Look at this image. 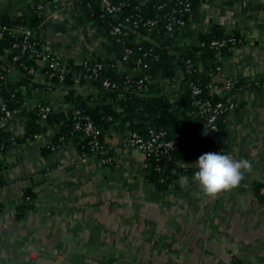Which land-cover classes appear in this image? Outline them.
Here are the masks:
<instances>
[{
	"label": "crops",
	"instance_id": "0c3cea01",
	"mask_svg": "<svg viewBox=\"0 0 264 264\" xmlns=\"http://www.w3.org/2000/svg\"><path fill=\"white\" fill-rule=\"evenodd\" d=\"M32 9L44 56L26 107L44 102L64 112L67 89L41 88L47 58L57 59L58 73L66 74L69 61L108 57L105 40L80 0H0V18L14 20ZM214 24L238 33L241 42L222 60L213 93L224 94V80L251 84L236 96L223 131L225 155L253 163L240 186L206 198L192 175L185 186L181 177L161 193L146 181L144 155L126 145L129 132L105 135L110 157L103 162L79 155L72 140L44 156L57 133L50 128L0 154V264H264V200L254 189L260 185L264 197V0H200L177 41L193 45ZM73 90L95 92L89 82ZM25 130V119L12 114L8 131L21 138ZM209 152L211 146L200 144L180 165L198 170L195 161ZM31 195L34 208L18 220L16 207Z\"/></svg>",
	"mask_w": 264,
	"mask_h": 264
},
{
	"label": "trees",
	"instance_id": "16d2710c",
	"mask_svg": "<svg viewBox=\"0 0 264 264\" xmlns=\"http://www.w3.org/2000/svg\"><path fill=\"white\" fill-rule=\"evenodd\" d=\"M80 1L87 20L101 32L108 57L88 60L86 64L85 61L80 64L69 61L66 74L47 68L46 82L41 88L67 89L63 101L68 109L61 112L49 107L45 117L41 108L48 105L44 102L32 109L26 107L36 88L34 75L41 71L37 62L44 56L36 10L14 20L6 16L0 18V154L14 143L34 140L48 129L56 128L57 133L42 149L44 156L72 140L79 155L97 156L107 162L110 152L103 140L110 131L134 132L145 139L150 130L162 132V140L174 141L178 148L145 158L146 181L161 193L181 177L192 176L197 171L180 163L198 145L207 144L213 152L226 154L223 131L228 112L217 116L216 130H211L206 127L205 115L199 111L201 103L207 101L214 105L229 98L235 102L243 89L251 88V84L246 86L236 82L222 96L207 88L218 75L216 70L221 69L222 60L241 42L238 33L225 32L214 24L207 32L197 33L193 45L179 44L180 30L197 14L200 0H114L123 6L113 16L103 12L99 0ZM186 5L188 11L184 10ZM170 15L173 17L172 32L166 29L171 23ZM146 20H156V25L144 27L142 22ZM178 21L183 25L177 24ZM22 30H29L32 35L21 38L18 33ZM97 65L100 69L93 72ZM132 71L139 72L138 76H129ZM12 73L16 78L11 77ZM85 82H89L95 92L87 96L76 95L74 86ZM103 82L115 87H104ZM192 86L201 89L198 96L192 95ZM75 112L88 117L99 131L97 154L89 144V138L75 128ZM6 113L10 116L19 113L25 119L23 137L15 138L8 131L10 118L5 117ZM261 188L259 185L254 189L258 199L263 201L264 197L259 195ZM33 208V195L24 198L16 207V218L21 220Z\"/></svg>",
	"mask_w": 264,
	"mask_h": 264
},
{
	"label": "built area",
	"instance_id": "2783aa9c",
	"mask_svg": "<svg viewBox=\"0 0 264 264\" xmlns=\"http://www.w3.org/2000/svg\"><path fill=\"white\" fill-rule=\"evenodd\" d=\"M99 4L103 12L108 15V16H113L117 12L120 11L121 6H123L122 3H116L114 0H99ZM185 11H188V5L185 6ZM171 19V23L166 26V29L170 32L174 30L173 26V17L172 15L169 16ZM137 23H141V21H136ZM137 23H135L137 25ZM177 24L183 25L182 22L178 21L176 22ZM142 25L147 28H153L156 25V20H146L142 22ZM117 31V29H115ZM114 31V32H115ZM31 32L29 30H22L18 33V36L27 39L31 36ZM213 45H221L218 43H213ZM48 59V67L51 69L53 72L58 73L60 64L57 59L55 58H47ZM88 61V60H86ZM86 61L84 62L86 64ZM100 69V66H94L93 72L96 70ZM219 74L220 68H217L216 70ZM62 74V73H61ZM216 78L215 76L211 83L207 86L212 92L215 88L216 85ZM236 83L235 80H224L222 82L224 92H229L234 84ZM104 87H115V85H110L108 82H103ZM192 95L193 96H198L201 93V89L197 86H192ZM198 102V101H197ZM200 111L199 114H204L205 119H206V127L211 129V130H216V126L214 125V122L217 118L218 115L225 113V112H230L234 110L236 104L235 102L229 98L226 100V102H217L214 105H211L209 102H204L200 104ZM49 111V107H43L41 108V113L43 117H45V114ZM6 118H10V114L6 113L5 114ZM75 118H76V124L75 128L77 130H81L88 138H89V144L94 150V153L97 154L100 148V144L98 141V135L99 131L94 127L92 122L89 120L88 117L86 116H80L79 112H75ZM164 134L162 132H154L152 130L149 131V137L147 139L140 137L137 133L134 132H129L127 137H126V145L137 152H140L141 154L146 156H149L151 154L154 155H162L166 153L168 150L171 149H176L178 148V144L174 141H163L162 137ZM40 137V136H38Z\"/></svg>",
	"mask_w": 264,
	"mask_h": 264
},
{
	"label": "clouds",
	"instance_id": "9594fccd",
	"mask_svg": "<svg viewBox=\"0 0 264 264\" xmlns=\"http://www.w3.org/2000/svg\"><path fill=\"white\" fill-rule=\"evenodd\" d=\"M198 169L192 176L198 193L203 197H218L223 193L231 192L240 186L247 170L253 163L248 159H232L220 152H209L199 156L195 161ZM187 184V177L181 182V186Z\"/></svg>",
	"mask_w": 264,
	"mask_h": 264
}]
</instances>
